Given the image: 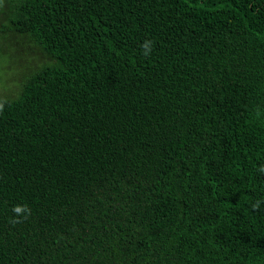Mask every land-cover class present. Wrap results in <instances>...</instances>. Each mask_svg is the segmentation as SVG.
I'll return each instance as SVG.
<instances>
[{
    "label": "trees",
    "instance_id": "trees-1",
    "mask_svg": "<svg viewBox=\"0 0 264 264\" xmlns=\"http://www.w3.org/2000/svg\"><path fill=\"white\" fill-rule=\"evenodd\" d=\"M12 72L0 264H264V0H0Z\"/></svg>",
    "mask_w": 264,
    "mask_h": 264
},
{
    "label": "clouds",
    "instance_id": "clouds-1",
    "mask_svg": "<svg viewBox=\"0 0 264 264\" xmlns=\"http://www.w3.org/2000/svg\"><path fill=\"white\" fill-rule=\"evenodd\" d=\"M142 49H144V54L145 55H148L150 54L151 52V48H152V41H149V40H146L142 45H141ZM262 171H264V169H261ZM259 204H255L253 205V207H258ZM13 212L19 216L21 215L22 213L26 214V213H29L30 212V209H28L26 206H16L14 209H13ZM15 222H19V221H15Z\"/></svg>",
    "mask_w": 264,
    "mask_h": 264
},
{
    "label": "rangeland",
    "instance_id": "rangeland-1",
    "mask_svg": "<svg viewBox=\"0 0 264 264\" xmlns=\"http://www.w3.org/2000/svg\"><path fill=\"white\" fill-rule=\"evenodd\" d=\"M16 59V58H15ZM14 59V63L15 64H18L17 63V61ZM26 59V58H25ZM21 69H20V67H16L14 70H13V72H15L16 74H19L21 71H20ZM13 72L11 73V75H8V77H6V76H4L5 77V79L3 80V81H1L0 82V87H4L5 85H6V83H7V81L9 82V85H11L12 83H14V77H13ZM1 77V76H0ZM6 78H7V81H6ZM12 86H13V84H12Z\"/></svg>",
    "mask_w": 264,
    "mask_h": 264
}]
</instances>
